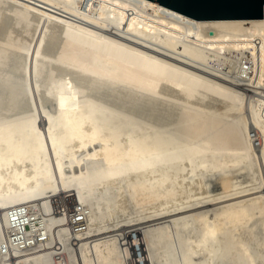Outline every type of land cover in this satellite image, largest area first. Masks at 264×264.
<instances>
[{
	"label": "bare ground",
	"instance_id": "obj_1",
	"mask_svg": "<svg viewBox=\"0 0 264 264\" xmlns=\"http://www.w3.org/2000/svg\"><path fill=\"white\" fill-rule=\"evenodd\" d=\"M0 264H264V15L0 0Z\"/></svg>",
	"mask_w": 264,
	"mask_h": 264
},
{
	"label": "water",
	"instance_id": "obj_2",
	"mask_svg": "<svg viewBox=\"0 0 264 264\" xmlns=\"http://www.w3.org/2000/svg\"><path fill=\"white\" fill-rule=\"evenodd\" d=\"M197 19L252 18L264 15V0H157Z\"/></svg>",
	"mask_w": 264,
	"mask_h": 264
}]
</instances>
